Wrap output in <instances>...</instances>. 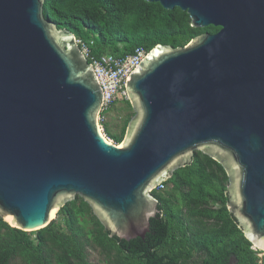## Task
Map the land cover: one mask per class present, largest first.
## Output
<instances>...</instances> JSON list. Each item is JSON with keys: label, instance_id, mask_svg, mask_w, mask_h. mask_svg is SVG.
<instances>
[{"label": "water", "instance_id": "obj_1", "mask_svg": "<svg viewBox=\"0 0 264 264\" xmlns=\"http://www.w3.org/2000/svg\"><path fill=\"white\" fill-rule=\"evenodd\" d=\"M156 1L221 28L147 52L127 79L134 115L118 144L75 33L45 0H0V217L39 230L81 196L110 236L145 237L155 188L200 150L225 169L227 207L263 257L264 0Z\"/></svg>", "mask_w": 264, "mask_h": 264}, {"label": "trees", "instance_id": "obj_2", "mask_svg": "<svg viewBox=\"0 0 264 264\" xmlns=\"http://www.w3.org/2000/svg\"><path fill=\"white\" fill-rule=\"evenodd\" d=\"M44 12L59 28L69 29L88 44L95 57L104 53L126 56L140 46L150 51L158 43L185 45L200 33L221 28L214 24L195 27L188 10L166 8L156 0H45ZM123 100L133 110L128 98ZM131 116L120 134L112 133L104 123L116 143L123 141ZM227 182V173L217 160L195 151L193 161L164 182L172 185L170 189L154 190L165 213L151 219V231L145 237L130 240L110 236L81 196L67 202L39 230L24 231L0 217V264L14 260L98 264L89 259L90 245L100 249L107 264H231L233 256L236 264L256 263L260 250L245 237L227 207ZM210 201L220 206L213 209Z\"/></svg>", "mask_w": 264, "mask_h": 264}, {"label": "built area", "instance_id": "obj_3", "mask_svg": "<svg viewBox=\"0 0 264 264\" xmlns=\"http://www.w3.org/2000/svg\"><path fill=\"white\" fill-rule=\"evenodd\" d=\"M77 42L88 60L94 67L95 73L102 86L104 102L102 111L108 109L121 99H127L126 83L131 72L139 65L147 54V50L140 46L135 52L126 56H118L113 53H104L100 57L91 55L90 46L77 38ZM101 111V114H102ZM101 116V115H100ZM110 140V138H108ZM112 141V140H111ZM164 182L155 189H163Z\"/></svg>", "mask_w": 264, "mask_h": 264}, {"label": "rangeland", "instance_id": "obj_4", "mask_svg": "<svg viewBox=\"0 0 264 264\" xmlns=\"http://www.w3.org/2000/svg\"><path fill=\"white\" fill-rule=\"evenodd\" d=\"M129 115L133 116L134 110L128 108L123 99L117 101L113 105V107H111V109H109L107 112H105L104 115L100 116V124H101V129H102L103 133L108 138H110L112 141L115 142V140L113 138L109 137L110 135L107 132L104 123L108 124V127L112 133L120 134L122 132L124 125H125L126 119L128 118ZM88 253H89V259L92 262H95L98 264H107L106 260L104 259L103 254L100 252L99 248H96V247L90 245L88 248ZM13 264H22V263L19 260H14Z\"/></svg>", "mask_w": 264, "mask_h": 264}, {"label": "flooded vegetation", "instance_id": "obj_5", "mask_svg": "<svg viewBox=\"0 0 264 264\" xmlns=\"http://www.w3.org/2000/svg\"><path fill=\"white\" fill-rule=\"evenodd\" d=\"M228 182H229V180H228ZM228 182H227V185H228ZM227 185H226V188H227ZM171 184H166L165 183V187L163 188V189H159V190H164V189H166V190H168V189H170L171 188ZM155 190H157V189H155ZM227 201H228V199H227ZM162 202L159 200V212L158 213H161L162 215L165 213L161 208H160V204H161ZM209 207H211V208H213V209H217L219 206H220V203L218 202V201H210L209 202ZM158 215V214H157ZM234 217V216H233ZM235 218V217H234ZM151 228V227H150ZM150 231H151V229H150ZM149 231V232H150ZM261 252V250L258 252V253H260ZM198 256V254H196V257ZM260 256V255H259ZM199 258V257H198ZM236 263H238V260L233 256L232 257V259H231V264H236ZM252 264H264V256L262 257V256H260V258L258 259V261L256 262V263H252Z\"/></svg>", "mask_w": 264, "mask_h": 264}, {"label": "bare ground", "instance_id": "obj_6", "mask_svg": "<svg viewBox=\"0 0 264 264\" xmlns=\"http://www.w3.org/2000/svg\"><path fill=\"white\" fill-rule=\"evenodd\" d=\"M111 140V139H110Z\"/></svg>", "mask_w": 264, "mask_h": 264}]
</instances>
